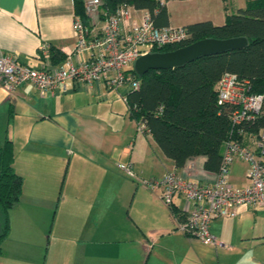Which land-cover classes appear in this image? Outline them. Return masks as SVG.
I'll return each mask as SVG.
<instances>
[{"label": "crops", "instance_id": "0c3cea01", "mask_svg": "<svg viewBox=\"0 0 264 264\" xmlns=\"http://www.w3.org/2000/svg\"><path fill=\"white\" fill-rule=\"evenodd\" d=\"M166 9L169 25L187 26L203 20L205 5L199 0H169ZM144 11L135 9L133 17L138 19ZM74 18L72 0H0V53L38 67L43 63L41 47L48 43L76 62L82 56L75 53ZM207 20L215 23L213 18ZM101 25L100 17L90 19L89 28L95 33H99ZM65 87L64 91L40 92L32 83L25 82L9 93L0 85V141L6 138L12 142L13 168L23 178L20 200L10 210L16 217L32 210L35 214L45 213L52 206L58 207L65 223L61 224L64 227L61 239L65 237L62 264H152L155 259L166 264L162 257L179 262L176 257L180 246L161 241L171 236L182 238L183 247L190 249V245L202 264H264L260 255L264 253V235L239 234L242 230L235 229L233 236L224 221L214 220L210 231L223 242L213 247L177 231L176 220L183 215L184 207L181 197H176L169 209L173 226L150 230L155 234L151 244L141 227L139 236H128L127 224L126 233L123 228L108 235L84 238L89 224L107 231L112 220L104 216L120 210L116 201L121 193L110 187L112 179L107 178L110 172L107 165L114 164L115 156L121 161L124 158L141 172L149 164L156 179L171 171L200 183H211L216 172L204 169L203 156L192 157L183 167H176L149 133L137 132V122L127 105L124 108L116 94L107 92L104 80L85 88L69 80ZM126 90L121 91L122 97ZM117 120L120 124H114ZM241 162L236 160L232 164L231 178L234 165ZM246 167L240 171L241 184L245 183ZM84 213L79 230L77 216ZM89 215L95 218H87ZM10 216L8 213L9 224ZM241 217L239 212L234 218ZM65 228L69 233L75 232L68 234ZM133 242H137L139 251L134 252ZM6 261L2 245L0 264Z\"/></svg>", "mask_w": 264, "mask_h": 264}, {"label": "built area", "instance_id": "2783aa9c", "mask_svg": "<svg viewBox=\"0 0 264 264\" xmlns=\"http://www.w3.org/2000/svg\"><path fill=\"white\" fill-rule=\"evenodd\" d=\"M83 3L89 19L101 14L103 19L99 33H95L75 16L72 26L75 53L82 58L75 62L68 56L63 63L54 65L48 43L41 47L43 63L38 67L0 53V85L11 93L22 83L30 82L40 92H54L64 91L69 80L81 88L104 80L109 89L122 85L136 89L139 83L128 71L138 57L189 37L185 26H156L147 11L135 19V8L131 5H121L108 14L100 9L99 0H83ZM216 91L218 103L231 108V122L242 138L225 141L214 181L200 183L169 171L147 182L152 188L160 189L161 198L168 207L176 197L183 198L184 216L176 220L177 230L215 247L220 241L210 231L213 220L235 217L243 205H264V121L256 131L248 128L264 115V93L251 92L249 80H241L231 72L221 75ZM123 99L127 103L125 96ZM137 125L143 132L144 123L137 122ZM236 160L248 165L245 183L240 185L231 180V166Z\"/></svg>", "mask_w": 264, "mask_h": 264}, {"label": "trees", "instance_id": "16d2710c", "mask_svg": "<svg viewBox=\"0 0 264 264\" xmlns=\"http://www.w3.org/2000/svg\"><path fill=\"white\" fill-rule=\"evenodd\" d=\"M72 1L75 16L89 27L83 0ZM99 1L100 9L108 14L121 5H131L147 11L156 26L169 25L166 9L169 0ZM100 18L103 19L102 14ZM185 27L189 33L187 39L153 51L174 50L204 38L243 36L247 44L240 49L200 57L181 67L150 69L143 75L131 67L128 72L139 87H127L126 105L136 122L144 123L143 132L152 136L176 167H183L192 157L203 156L204 169L216 172L225 141L242 138L231 122V108L217 101L216 83L224 72H231L241 80H249L251 92L264 93V0H247L245 7L226 13L220 24L202 20ZM49 51L53 64L59 65L66 59L51 44ZM263 121L264 115L248 128L256 131ZM13 160L12 142L5 138L0 141V255L10 229L8 212L18 204L23 188V178L15 172Z\"/></svg>", "mask_w": 264, "mask_h": 264}, {"label": "rangeland", "instance_id": "374dc122", "mask_svg": "<svg viewBox=\"0 0 264 264\" xmlns=\"http://www.w3.org/2000/svg\"><path fill=\"white\" fill-rule=\"evenodd\" d=\"M199 1L201 3L203 2L205 5V10L201 18L203 20L213 18V21L217 24L224 22V19H222L224 14L235 13L238 8L245 7L247 2V0ZM126 88V85H122L119 87V92L117 89H109L107 92L116 94L118 101L120 100L122 106L126 107L121 93V91H124ZM118 118L121 119L119 116ZM117 123L120 124L118 120L114 124ZM135 125L137 132H140L137 123ZM128 164L130 163L124 160V158H122L121 161L115 156L114 164L107 165L110 168L107 178L112 179L110 180V187L121 193L116 201L117 204H120V206H117L120 210L111 212L112 215L110 216H104V218L112 220L110 226L107 227V231H102V226H100L101 229L99 230L97 227L89 224L85 229L86 235L84 238H88L87 236L108 235L112 232L120 231L123 228H125L123 230H125L126 233L128 231L126 227L127 224L130 226L128 236L131 238L139 236L141 232L140 229L143 228L146 231L148 242L151 244L153 243L152 238L155 234L150 230L170 229L173 226L174 222L169 215L170 208L162 200L159 191L152 188L147 183L153 178L152 174L155 172L154 169L148 164L144 168V171L141 172L139 168H133V166L131 167ZM246 165L247 164L243 162L234 165L231 179L237 185L241 184L243 172L240 173V171H243ZM64 169L65 165H63L62 174ZM55 205H57L56 201ZM34 211L35 210L24 212L23 215L14 217L13 210H9L8 213L11 214L10 217L12 219L10 224L11 227L8 235L2 242L3 249L5 247L7 256L6 264H12L11 261H13L14 264H62L61 257H63L64 253L65 237L61 239V233L64 229V227L61 228V224L65 226V223L61 221L60 210H58V207L52 206L51 209L46 210L45 213H40L38 211L35 214ZM239 212H242L241 218L221 217L215 220L224 221L225 226L231 228L233 231V236L235 235V229L242 230L238 232L239 234L243 232V234L245 233V235L250 236L264 235L262 234L264 233V205L252 206L251 208L240 206L238 208V213ZM85 214L86 213L77 216L80 221V223L78 221L79 230L82 226V219ZM100 217L102 216L100 215ZM129 217L132 218V223ZM87 218H95V215H89ZM21 222H23L24 225ZM118 225H121L122 228ZM65 231H67L66 228ZM74 232V230H71L70 233L67 231L68 234ZM180 233L182 234V232ZM218 237L217 239L223 242ZM176 238L177 236L165 237L162 238L161 241L166 244L171 242L173 245L180 246L178 257H176L179 259V262H173L163 257L160 259L165 261L166 264H202L198 256L194 253L195 250L190 245V249L185 246L183 247L184 240L180 237ZM131 247L134 249V252L137 250L139 251L137 242H133ZM123 249L126 250L128 248ZM258 253L260 252L257 251V254ZM260 255L264 257V253ZM152 264H159V260H152Z\"/></svg>", "mask_w": 264, "mask_h": 264}, {"label": "water", "instance_id": "95a60500", "mask_svg": "<svg viewBox=\"0 0 264 264\" xmlns=\"http://www.w3.org/2000/svg\"><path fill=\"white\" fill-rule=\"evenodd\" d=\"M246 44L247 39L243 36L225 39L204 38L174 50L153 51L142 55L135 60L133 69L138 75H143L150 69L181 67L200 57L240 49Z\"/></svg>", "mask_w": 264, "mask_h": 264}]
</instances>
